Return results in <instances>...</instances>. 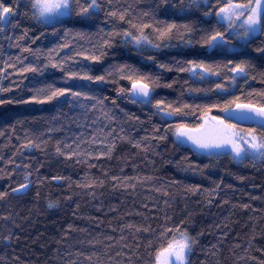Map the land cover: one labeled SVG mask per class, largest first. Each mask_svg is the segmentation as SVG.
<instances>
[{"label": "trees", "instance_id": "16d2710c", "mask_svg": "<svg viewBox=\"0 0 264 264\" xmlns=\"http://www.w3.org/2000/svg\"><path fill=\"white\" fill-rule=\"evenodd\" d=\"M8 2L11 3L12 0ZM157 2L158 0H113L117 6L131 5L133 15L155 9L154 16L143 17L144 23L167 20L190 25L193 31L191 34L185 31L184 39H192L191 45L183 43L178 35L158 40L151 29H146L145 34L160 47L137 49L115 37L112 47L105 49V55L99 63L83 61L82 57H78L77 67L82 61L93 74L98 75L110 66L128 64L141 72L159 77L160 86L155 88L154 98L164 99L165 102L204 103L205 93L190 94L187 89H210L214 83L224 81L227 69L221 68L218 78L211 77L203 81L193 79L187 71L181 72L178 69L186 68L190 59L220 64H226L228 59H247L251 65L249 74L255 79H249L247 83L245 80H238L234 94H239L241 86L245 93L253 89H264V79L260 75L264 73V56L255 51L257 47H264V35L257 37L246 49L226 56L219 55L196 43L201 29L208 26L202 20L201 11L193 8L183 14H174L163 7L156 9ZM175 2L179 3V0ZM23 10L21 7V11ZM17 19L21 27L14 30L13 41L27 28L28 36L19 43L33 50L40 49L41 54L37 57L27 52L20 53L18 47L9 46V40L5 38L7 34H4L0 36V67H4L5 61L15 63L14 58L18 54L25 58L24 63L43 65L48 50L59 44L68 43L69 47L60 49L59 54L71 56L79 48L90 50L91 45L100 39L98 29L103 28L105 32H109L114 28L122 30L128 27L119 20L106 21L103 12L89 22L76 17L64 18L62 23L55 26V32L51 27L45 28L28 17L18 16ZM78 33L89 35L82 38ZM149 56L152 57L151 60L148 59ZM159 64L169 65L171 70L161 69ZM8 73L11 75H7ZM3 75L5 78L0 80V86L9 88L11 85V91L0 92V100L5 101L0 103V132L4 133L0 135V170H3L0 171V191L14 188L23 182L24 165L29 166L27 171L32 173L30 179L33 182L31 189L24 195L10 194L6 200L0 201V216L11 217L7 221L0 219V236L7 235V229H11L13 234V241L7 246L0 240V257H4L5 264H69L72 260H76L78 264H87L82 261V257L76 256L77 251H95L103 264H126L127 257L135 252L136 255L132 257L134 264H149V254L145 247L150 238L148 234L133 236L126 232L125 239L119 243L117 239L108 241L105 237L118 238L120 223L128 222L150 224L158 232L160 226L165 224V214L172 217L174 223L184 220L187 230L198 239L190 256L191 264H201L202 261L204 264H258V261L264 260V164H253L250 161L237 163L226 156L209 158L199 155L186 145L177 146L170 132L165 140L151 139L154 135L153 125H159L160 132L163 133L165 123L172 121H162L159 115H153L150 106L132 104L124 96L118 98L117 87L130 85L125 80L117 79L113 82L111 78L102 85L82 81L78 83H84L99 96L108 98L106 110H110L114 119L109 123L101 117L99 126L107 125L117 131L123 128V135L141 141L142 146L147 144L148 150H139L126 141L117 140V148L111 158H90L89 163L94 167H89L87 163H77L76 158L66 159L65 156L57 155L56 141L62 142L61 147L66 142L72 148L80 140L87 141L94 130L91 122L100 113L90 112L85 116L78 108L69 111L67 104L61 107L54 103L9 102L27 99L31 94L29 89L39 86L40 82H55L57 86H62V73L51 68L43 76L34 73L18 75L12 68H6ZM168 83H172L171 88L164 87ZM16 84L20 87H15ZM193 97L197 99L194 100ZM207 97L211 101L228 98L218 97L212 92H208ZM114 99L115 104L112 102ZM210 114L219 113L213 109ZM185 121L195 123L192 115L185 117ZM49 128L55 130L49 132ZM35 137L46 143L41 144L40 148L20 150L26 139ZM81 147L95 151L100 146L85 143ZM10 159L14 163H9ZM192 165H197V170L193 171ZM204 165L208 167L205 168ZM105 171L109 176L139 175L154 179L138 185L133 192L131 188H114L113 182L104 177ZM86 173L91 177L105 179L104 185L97 187L94 195H89L90 189L77 186ZM53 176L65 179L57 182L51 179ZM39 178L44 179L38 184ZM150 185L165 186L169 192L170 207L164 205L163 197L150 190ZM186 185H199V188L195 192H189ZM37 191L40 192L39 197L36 195ZM49 200L56 201L57 206L49 208ZM145 204L147 207H142ZM245 204L249 207H243ZM114 206L116 211H110ZM137 212L143 213V216L136 215ZM144 216L148 219L145 220ZM69 225H72V229L68 228ZM113 228L116 231H112ZM80 229L85 231L81 232ZM66 231L67 237L64 235ZM91 239L99 241L95 247L87 243ZM80 240L84 244L77 243ZM249 240L252 242L251 247ZM137 242L140 243L138 250ZM121 244L128 247L122 249ZM211 245H216V248L212 249ZM245 248H248L247 253ZM121 251L123 255L117 256L116 253ZM108 256L112 257L111 262L108 261ZM136 256H139L138 262ZM249 256L256 259L250 260ZM13 257L18 259L14 260Z\"/></svg>", "mask_w": 264, "mask_h": 264}, {"label": "snow or ice", "instance_id": "6c2138e0", "mask_svg": "<svg viewBox=\"0 0 264 264\" xmlns=\"http://www.w3.org/2000/svg\"><path fill=\"white\" fill-rule=\"evenodd\" d=\"M23 7V11H21ZM163 7L165 10L173 11V13H186L195 8L201 11L202 20L208 26L201 29L200 38L196 43L201 47L206 48L210 52H215L219 55L226 56L229 53H237L242 49L248 48L253 41L264 35V0H158L156 9ZM132 6L128 7L117 6L113 0H0V36L7 34L5 38L9 40L10 47H18L20 53L27 52L29 55L40 56L41 50H33L30 47H25L19 42L28 36L29 30L24 28L21 34L16 36L13 41L12 36L14 30L21 27L18 16L28 17L37 24L48 28L51 27L53 32L56 31L55 26L63 22L64 18L76 17L85 22L93 20L99 13L103 12L106 21L119 20L128 25L127 28L105 32L103 28L98 29L100 39L97 43L91 45V49L79 48L76 49L71 56L60 55V49L68 48V43H63L48 50L44 57L45 63H24V59L19 54L14 58L15 63H8L5 61L4 67H0V80L5 78V69L12 68L18 75L24 73H34L43 76L49 68L62 73V86H57L55 82H40L39 86H33L29 89L31 93L27 99H18L14 102L18 104H50L54 103L60 105L67 104L69 111L80 109L85 116L88 113L99 112L100 115L92 120L91 124L94 126L91 136L85 140H80L75 148L69 143L56 141L55 151L57 155L65 156L66 159L76 158L77 163H87L89 167H94L89 163L90 158L100 160L101 158H111L117 148V140L127 142L134 148L147 151L148 145L142 146L141 141L133 140L130 137L123 135L124 129L119 131L115 128H110L107 125L99 126L101 117L111 123L113 116L110 110H106L107 97H101L90 88H87L84 83L78 82H92L104 84L111 80L115 82L117 79L125 80L130 86L117 87L118 98L120 96L126 97L130 103L149 107L153 115H159L162 121H172V123H165L164 132H160L159 125H153L154 135L151 139L162 141L167 138L170 132L174 138V143L177 146L187 145L192 151L199 155H204L209 158H219L226 156L229 159L243 163L250 161L253 164L260 162L264 164V89H253L245 93L243 86L239 94H234L236 91V84L238 80L255 79L249 74L251 67L247 59H240L234 61L228 59L226 64L207 63L205 60L190 59L187 61V67H180L181 72L187 71L193 79L208 80L211 77H219L220 69H227L224 81L213 84L210 89L188 88L187 91L191 94L193 92L205 93L204 103H188L182 101L165 102L164 99L154 98V90L159 87V77L152 74L141 72L128 64H120L118 66H110L105 69L102 74H93L88 65L82 61L77 67V58L82 57L83 61L99 63L105 55V49L112 47L113 38L119 37L125 43H130L137 49L146 47H160L159 44L153 43V40L145 34L146 29H151L156 34V39L164 40L171 39L173 35H178L183 43L191 45L192 39H184V32L191 34L193 29L188 24H177L167 20H156L154 23H144L143 17H152L155 14V9L144 11L142 14L133 15L131 11ZM93 34V35H97ZM65 35H68V30H65ZM82 38L88 33H78ZM256 52L264 56V47H257ZM152 59L151 56L148 57ZM20 65V67H17ZM161 69L171 70L169 65L159 64ZM215 69V70H214ZM7 75H11L8 73ZM261 78L264 79V73H261ZM226 81V82H225ZM172 83H175L173 81ZM172 83L165 84L164 87L171 88ZM187 83V81H185ZM19 88L20 85L16 84ZM11 91L9 88L0 86V92ZM212 92L218 97H228L227 99H219L211 101L207 97V93ZM197 99V97H193ZM5 101L0 100V103ZM115 104V99L112 101ZM213 109H216L219 114L211 115ZM60 108L57 109V112ZM198 113V115H197ZM192 115L195 123L185 121V117ZM56 117H53L55 119ZM134 118V117H133ZM55 129L49 128L52 132ZM0 132V135H3ZM146 139V138H141ZM46 141L40 140L39 137L26 139L21 144L20 150L25 148H40L41 144ZM99 145L100 147L93 151L82 148L83 144ZM15 155V153L13 154ZM186 159V158H182ZM9 163H14L11 159ZM19 167V166H17ZM25 171L23 173V182L18 183L14 188H6L0 191V201L6 200L9 195H24L32 187V180L30 179L32 173L27 171L28 165L23 166ZM192 170H197V165H192ZM203 167H208L204 165ZM3 171V170H0ZM121 171H123L121 169ZM11 175V173H8ZM104 177L113 182L114 188H131L133 192L138 185H144L147 182L153 181L151 176H119L111 175L105 171ZM44 178H39L37 183H42ZM53 181H61L65 179L60 176L51 177ZM105 179L99 177H91L87 173L78 182V187L90 189L89 195H94L97 187H102ZM175 183V181H173ZM186 190L195 192L199 185H186ZM150 190L155 191L163 197L165 206L170 207L169 192L164 185L155 187L150 185ZM37 197L40 192L37 191ZM223 203H226L224 201ZM49 208L57 206L56 201L49 200ZM147 207V205H142ZM155 207V205L153 206ZM243 207L248 208L245 204ZM110 211H116L115 206ZM128 215V213H125ZM136 215L143 216V213L137 212ZM11 217L8 215L0 216V219L5 221ZM122 219V218H121ZM147 220L148 217L144 216ZM165 224L160 226L159 231L153 229L150 224H134L132 222L120 223V236L114 238L106 236L105 239L112 241L117 239V243L125 239V233L130 232L133 236L140 233L149 235V239L145 245L149 254V264H191L190 256L193 252L194 246L198 244V239L190 234L185 227V221L180 220L179 223H174L173 218L165 214L163 217ZM111 227V225H110ZM72 229V225L68 226ZM7 235L0 236V240L5 242V245L12 243L13 234L11 229H7ZM81 232L85 229H80ZM112 231H116L115 228ZM67 237L68 232H65ZM99 241L95 239L88 240L87 243L95 247ZM59 243V241H58ZM79 244H84L83 240L77 241ZM251 240L248 244L251 247ZM121 248L128 247L121 244ZM239 247V245H235ZM140 248V243L137 242L136 249ZM212 249L216 245H211ZM260 249H258L259 251ZM244 251L247 253L248 248ZM131 252V249H130ZM67 254V253H66ZM208 253H205L207 255ZM215 254L214 252L212 253ZM117 256H122L123 252L116 253ZM135 252L127 257L126 264H134L133 256ZM76 256L82 257V261L87 264H103L99 254L95 251L86 253L84 251H77ZM93 257H96L94 260ZM18 259V257H13ZM108 261H112V257H107ZM243 259V257H237ZM248 259L255 260V257L249 256ZM137 262L139 256H136ZM0 264H5L4 257H0ZM69 264H78L76 260H72ZM201 264H204L202 261ZM258 264H264V260L258 261Z\"/></svg>", "mask_w": 264, "mask_h": 264}, {"label": "rangeland", "instance_id": "374dc122", "mask_svg": "<svg viewBox=\"0 0 264 264\" xmlns=\"http://www.w3.org/2000/svg\"><path fill=\"white\" fill-rule=\"evenodd\" d=\"M212 115V114H211ZM187 146V145H186ZM189 147V146H188Z\"/></svg>", "mask_w": 264, "mask_h": 264}]
</instances>
